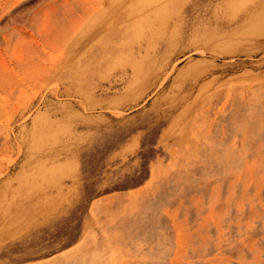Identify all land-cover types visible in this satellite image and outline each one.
I'll return each mask as SVG.
<instances>
[{
    "label": "rangeland",
    "instance_id": "374dc122",
    "mask_svg": "<svg viewBox=\"0 0 264 264\" xmlns=\"http://www.w3.org/2000/svg\"><path fill=\"white\" fill-rule=\"evenodd\" d=\"M0 264H264V0H0Z\"/></svg>",
    "mask_w": 264,
    "mask_h": 264
},
{
    "label": "bare ground",
    "instance_id": "6f19581e",
    "mask_svg": "<svg viewBox=\"0 0 264 264\" xmlns=\"http://www.w3.org/2000/svg\"><path fill=\"white\" fill-rule=\"evenodd\" d=\"M261 25V24H260ZM142 67H138V66H135V76H136V82H142V81H146V80H149V76L150 74H145V75H141V72H142ZM144 70V69H143ZM134 76V77H135ZM19 160V159H18Z\"/></svg>",
    "mask_w": 264,
    "mask_h": 264
}]
</instances>
